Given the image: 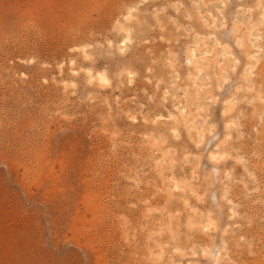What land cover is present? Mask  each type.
I'll list each match as a JSON object with an SVG mask.
<instances>
[{
	"label": "rangeland",
	"instance_id": "374dc122",
	"mask_svg": "<svg viewBox=\"0 0 264 264\" xmlns=\"http://www.w3.org/2000/svg\"><path fill=\"white\" fill-rule=\"evenodd\" d=\"M0 264H264V0H0Z\"/></svg>",
	"mask_w": 264,
	"mask_h": 264
},
{
	"label": "clouds",
	"instance_id": "9594fccd",
	"mask_svg": "<svg viewBox=\"0 0 264 264\" xmlns=\"http://www.w3.org/2000/svg\"><path fill=\"white\" fill-rule=\"evenodd\" d=\"M222 6H224V7L227 6V0H222ZM162 39H163V38H162ZM107 43H108V46H109V47H112V41H108ZM131 43H132V40H131V37H130V35H129V36L126 37L125 40L123 41V45H129V44H131ZM91 47H92V45H86V46H85L84 48H82V49H73V51H81V52L84 53V55H85V59H90L91 57L87 54V49H88V48H91ZM117 47H118V50L121 52V54H123V53L127 50V49H126L124 46H122V45H118ZM73 63H74V61H73ZM188 63L191 64L192 62H191V61H188ZM169 67L172 68V72H173L174 79L179 80L180 77H179V73H178V71H177V65H174V64H172L171 62H169ZM180 67H182V66H180ZM149 71H151V69H149ZM125 74H126L127 77H128V81H127L128 84H130V85L133 84V83L135 82L134 78L136 77L137 73L132 72V71H127L126 73H121V75H125ZM101 79L103 80V83H104L105 85H110V82H109L105 77L101 76ZM151 82H152L151 80L148 81V83H151ZM163 83H164V81H163V80H160V81L157 83V89H159L160 84H163ZM171 87H172V88H175L176 85H175V84H172ZM169 95H170V92H169L167 89H165V91H164V95H163V97H162V101H166ZM150 99H153V98L150 97ZM199 110H200V111H203L204 109H199ZM130 119L135 120V117H130ZM157 119H161V117H158ZM169 119H172V117L170 116ZM177 138H179V137L177 136Z\"/></svg>",
	"mask_w": 264,
	"mask_h": 264
},
{
	"label": "bare ground",
	"instance_id": "6f19581e",
	"mask_svg": "<svg viewBox=\"0 0 264 264\" xmlns=\"http://www.w3.org/2000/svg\"><path fill=\"white\" fill-rule=\"evenodd\" d=\"M100 80L103 82V80L100 78Z\"/></svg>",
	"mask_w": 264,
	"mask_h": 264
}]
</instances>
